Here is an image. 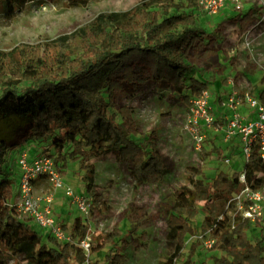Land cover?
<instances>
[{
    "label": "rangeland",
    "instance_id": "rangeland-1",
    "mask_svg": "<svg viewBox=\"0 0 264 264\" xmlns=\"http://www.w3.org/2000/svg\"><path fill=\"white\" fill-rule=\"evenodd\" d=\"M3 1L0 0V51L9 52L19 44H28L50 54L48 46H56L57 51L63 52L73 36L99 19L104 18L112 24L137 8L159 0H89L84 3L30 0L23 6L14 5L13 12L4 9ZM163 1L170 14H191L205 32L203 48L194 55L191 51L190 58L186 59V63L194 67L188 74V84L191 78L205 82L212 96L230 91H248L257 95L264 89L261 83L264 74V0H223L215 13L205 9L207 0ZM242 24L244 26L240 29ZM217 28L220 29L216 32L218 39H213L211 32ZM129 65L136 80L129 84L121 78V73L116 74L120 88L112 92L114 106L107 110L116 122H120L118 108L129 107L138 128V134L133 138L144 146H150V140L154 141V148L168 169L163 180L137 184L127 162L117 161L113 156L73 159L70 156L73 144L59 152L52 138L34 139L28 135L25 123L4 119L0 121V140L6 145L4 164L13 193L6 203H13L18 187V156L25 152L29 161L48 156L65 186L91 202L90 215L83 220L88 249H82L80 259L72 255L71 264H104L111 243L103 241V237L114 227L120 231L115 242L125 256L123 264H165L175 249V244L167 237V218L178 203L194 204L197 213L194 231L186 236L185 245L173 258V263L181 264L191 259L212 264V257L218 254L214 247L217 238L212 231H203L201 227L205 213L190 192L192 183L197 179L205 182L218 172L228 175L239 172L244 168L245 159L234 142L223 143L211 134L201 150L195 149L191 135L184 128L189 104L165 83L152 81V65L147 57H134ZM245 110L246 106H243L242 111ZM203 153L208 154L203 156ZM226 158L228 163L224 162ZM85 166L94 167L90 192L86 190ZM197 170L202 173L195 174ZM250 175L253 180L261 178L256 188L264 196V175L257 172ZM49 193L52 195L53 216L71 234L72 222L80 213L64 193V188L55 190L44 177L33 182L34 196L43 197ZM229 199L226 215L229 225L233 226L242 221L237 201L242 205L248 201L243 195L239 200ZM259 206L260 215L249 223L247 233L250 237L264 233V200ZM20 220L36 229L43 239L48 236L31 219ZM68 243L79 246L77 236L71 235ZM90 246L102 248L91 252ZM0 252L7 264L21 262V256L3 246H0Z\"/></svg>",
    "mask_w": 264,
    "mask_h": 264
},
{
    "label": "trees",
    "instance_id": "trees-1",
    "mask_svg": "<svg viewBox=\"0 0 264 264\" xmlns=\"http://www.w3.org/2000/svg\"><path fill=\"white\" fill-rule=\"evenodd\" d=\"M28 1L4 0L3 6L7 12H13L14 5L23 6ZM219 30L211 32L213 39H218ZM204 34L191 14H170L165 2L159 0L112 24L104 18L97 20L73 36L63 52L51 45L49 54L28 44H19L9 52L0 51V121L13 119L25 123L29 136L52 138L59 152L73 144V159L113 156L127 162L137 184L162 181L168 169L155 150L154 141L144 146L133 138L138 128L129 107L118 108L120 122L107 110L114 106L112 92L120 88L115 76L119 72L122 79L134 84L136 75L129 61L143 55L151 62L152 81L165 83L189 104L193 95L207 88L205 82L194 78L187 83L194 67L186 59L191 51L194 55L203 48ZM261 83L264 84V74ZM257 96L264 103V89ZM6 154V145L0 140V246L21 256L19 264H71L72 255L80 259L81 247L61 243L49 235L43 239L36 229L17 218L13 207L6 203L13 195L4 164ZM85 168L86 190L90 192L94 167ZM244 169L249 178L252 172L264 175V164L255 155L244 164ZM253 181L254 187L259 186L261 178L255 177ZM240 188L238 172H218L205 182L197 179L192 183L190 192L205 213L201 227L203 231L211 227L217 238L214 247L218 254L212 257V264H264V233L250 237L249 222L245 220L229 225L227 201ZM196 213L194 204L185 203L176 204L169 213L167 237L175 249L165 264H175L173 258L184 247L186 236L194 231ZM71 235L77 236L78 241L86 235V225L79 216L72 222ZM119 235V229L114 227L103 237V241L111 243L104 264L125 261L115 242ZM101 248L90 246V251ZM0 264H7L1 252ZM181 264L205 263L186 259Z\"/></svg>",
    "mask_w": 264,
    "mask_h": 264
},
{
    "label": "built area",
    "instance_id": "built-area-1",
    "mask_svg": "<svg viewBox=\"0 0 264 264\" xmlns=\"http://www.w3.org/2000/svg\"><path fill=\"white\" fill-rule=\"evenodd\" d=\"M222 2L223 0H207L204 7L209 13H215ZM243 106H246L245 112L242 111ZM184 128L191 135L197 150L203 148L207 136L211 134L219 137L223 143L234 142L239 146L245 163L255 155L264 164V103L257 95H251L248 91H230L224 95L212 96L205 88L190 98ZM224 162L228 163L229 159L226 158ZM16 163L19 182L10 206L17 218H29L42 232L58 241L69 242L71 234L52 214V195L34 196L33 182L44 177L55 190L64 188V193L79 211L82 222L90 215L89 199L65 186L53 166L52 158L48 156H38L29 161L24 152L18 156ZM238 181L241 188L232 193L229 200H239L242 195L245 196L248 201L246 205L237 201L240 216L242 220L253 223L260 215L259 202L264 200V196L254 187L253 179L248 177L244 168L238 172ZM219 218L221 216L217 219ZM208 230L211 231V227ZM87 240L88 236L85 235L79 241V246L84 250L88 249Z\"/></svg>",
    "mask_w": 264,
    "mask_h": 264
}]
</instances>
